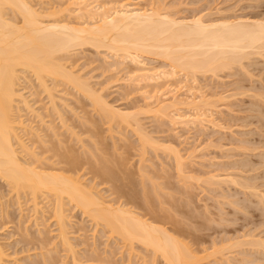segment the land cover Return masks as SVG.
<instances>
[{
	"label": "rangeland",
	"instance_id": "374dc122",
	"mask_svg": "<svg viewBox=\"0 0 264 264\" xmlns=\"http://www.w3.org/2000/svg\"><path fill=\"white\" fill-rule=\"evenodd\" d=\"M78 1L80 2V0H28L26 2H32L29 5L35 10L39 9L38 12L40 11L42 16H46L41 18L44 23L50 22L52 19V22L56 20L60 23L77 24L81 19H76L78 17L76 15ZM101 2L109 3V6L134 2L133 4H136L138 8L155 11L162 15L165 13L177 20L189 21L194 17H202L203 21L210 23L228 18V20H232L233 17L234 19L237 17L264 19V0L97 1V3ZM110 2L114 3L110 4ZM8 10L10 9L6 11L7 16L13 17L12 12ZM14 21L16 20L14 19ZM16 22H19L18 25L21 23L19 16ZM72 47L67 50L68 52L66 51L67 54L65 52L56 54V60L60 58V63H65L66 71L72 72L73 70V75H71L75 79L79 77L78 80L76 79L77 82L81 81L88 85V88L84 85L83 88H87L85 91L80 89L85 93L91 90L87 96L84 95V92L79 91V86L74 83L68 84L67 80H63V82L58 78L53 80V78L45 77L44 80L47 83L45 86L47 88L49 86L48 89H45L38 84L33 73L29 70H19L18 68L19 73L16 72L20 80L16 79L17 89L16 87L15 89L18 95L22 94L23 100L20 96L15 97L13 102L15 108L11 115L13 120L16 119L18 122L21 119L22 124L24 123L23 125L26 127L22 128L23 130L21 127L16 128L19 131L18 136H21L20 142H24L26 147L20 148L19 140H13V143L18 142L14 143L18 155L20 153L18 148L23 152L18 156L19 159L22 157L25 161H31L32 165L37 163V167L40 165L41 167L43 165L47 168L52 167L58 173L57 168L60 170L62 165H65L60 162L64 161L63 157L65 154L68 155L69 151L79 161L78 168L75 166L76 170H72V172L64 170V173L63 170H60L59 173L63 172L65 176L79 178L86 188L94 187L92 189V192L96 191V193L93 192L94 195L99 194V197L102 196L101 201L105 200L106 203L112 202L113 207L115 204L125 201L124 197L117 195L123 184V187L126 186L124 190L129 188L126 191L138 193L139 196L136 195L138 199L134 200L139 202H136L137 210L132 203L128 204L127 209L133 208L132 211L138 212L139 215L145 211L146 208L142 209L144 205H147L144 204L146 199L144 200L143 195H140L144 194L142 189L150 191L148 193H150L149 196L152 195V200L150 199V203H148L150 205L153 203L155 208H158V204L164 208V213L161 212V218L164 215L163 218L167 220L164 221V223L166 222L164 227L171 230L180 225L181 232H188V235L187 232L174 231L173 234L187 244L193 252L195 251L194 254L205 258V261L202 259L200 264H264V246L258 244V238L264 241L263 201L260 200L261 203L259 198L253 197L255 196L253 190H245L239 185V183L244 184L245 182L258 188L255 189L258 193H264V56L251 54L247 58L239 60L240 62L235 60L238 63L234 62V65L230 63V61L233 63L234 60H228L229 63L226 65L230 64V66H227V69H222L223 66H220V69L217 66L219 69L207 72L197 71L196 75H189L190 77L184 72L178 71L173 78H167L168 80L161 78L159 81L149 84H147L148 82H139L140 79L135 77L139 80L137 84L132 82L134 78L129 80L128 78L131 74L134 75L132 71L135 72L137 68L141 67V63L142 68L144 65L147 66H144L145 69L167 70L169 69L168 59H163L156 53L155 55L151 54L152 51L144 52L145 54L136 52L140 54L138 60L141 62L136 64L130 63L129 60L124 61L121 58L122 51L114 55L115 52L109 51L108 48L105 49V46H96L99 47L96 48L94 45L86 44ZM153 49L148 48V50ZM131 50L134 51L133 48ZM132 75L131 77H134ZM145 84L148 88L145 87ZM90 92L99 97L92 96ZM163 96L166 100L162 99ZM92 97L95 98L92 99ZM100 97L101 99H98ZM95 99L101 102L95 101L94 103ZM24 102H27V105L34 110L25 107ZM168 102H173L175 105L168 106V109L163 110L164 106L162 107L161 104L167 105ZM52 103L53 107H51ZM105 104L109 106L108 111L116 108L119 113L129 114L130 117H127L130 118L127 119L129 122H123V120L119 122L111 116L110 120L106 114V107L104 106L103 110L100 109V105ZM198 104L202 106L197 108ZM108 113L110 115V112ZM194 114L196 117L198 114L200 115L198 120L202 123L196 121L197 118L195 119ZM179 116L185 121L188 118L189 120L185 123ZM170 117L174 119L172 120ZM178 117L180 120L177 119ZM190 120L196 124L191 123ZM17 124H15L16 127ZM30 127L33 128L31 130L33 132L29 131ZM26 129L29 132L26 131L25 134L24 130ZM138 136L146 137L147 140L144 141L145 138L140 139ZM173 149L178 151L175 154L179 153V157L182 156V159L179 158L180 162L176 161L178 157L174 156L176 151ZM38 160L39 162H37ZM178 162L179 167H177ZM102 167L103 170L113 173H111L113 181L109 179L111 174L105 177L107 172H102ZM42 168L46 171L49 170L44 166ZM177 168H180L181 171ZM96 169L99 170L96 172ZM115 174V177H119L116 178L118 183L114 180ZM210 176H216V178L211 180ZM226 177L230 178L226 180ZM231 179L238 184L232 182ZM213 181L219 185L210 184ZM119 183L122 184L119 185ZM10 186L12 185L8 186L7 182L5 183L0 178V247L4 251V264H164L161 259H152V254L144 251L143 246L140 248L139 244L137 247V243L134 244L137 250L134 248L135 251L132 250L134 254L132 256L130 254L128 257L129 248L124 246V243L122 245L119 238H113L115 234L107 232L104 227H101L102 224L99 223V226L95 224L96 221L90 220L87 213H85L86 215L81 213L82 210H78L73 203H68L66 199L65 203H68L65 204L66 206L64 205L67 209L65 214L68 217L65 220L66 234L71 243L70 249L72 247L74 253H72V249L69 252L67 247H63L61 239L58 237V224L56 216H53V201L50 200V197L48 198L51 204L43 199L45 195L38 193V198L35 199L38 202L37 212L34 213L30 192L18 190L19 204L18 198L15 197L16 193ZM154 190L158 194H155ZM141 199L145 202L140 201ZM141 202L144 204L143 207H141ZM150 208L146 210L145 214L143 213L144 218L152 217L149 214ZM174 221L176 222L174 223ZM171 225L172 228H170ZM181 225L185 226V229ZM250 238L258 243H252L253 246L245 245L244 243ZM240 240L245 242L242 243ZM251 240L246 243L252 242ZM214 251L216 252L211 255V252ZM208 253L209 256L206 255ZM72 259L77 260H74L76 263Z\"/></svg>",
	"mask_w": 264,
	"mask_h": 264
},
{
	"label": "bare ground",
	"instance_id": "6f19581e",
	"mask_svg": "<svg viewBox=\"0 0 264 264\" xmlns=\"http://www.w3.org/2000/svg\"><path fill=\"white\" fill-rule=\"evenodd\" d=\"M26 1H28V0H26ZM26 1L25 0H0V178L2 180H4L5 183L7 182L8 186L12 185L10 187H12V189L16 193L15 197L18 198L17 199L18 203H19V199H20L19 193H18L19 189H20L19 190L20 192H21V190H23V191L26 190V192H28V191L30 192V194L32 195V200H33V205H34V210H33V211H35L34 213L37 212L36 206L38 205V202H36L35 199L38 198L37 197L38 193H40L41 195H45V196H43L44 197L43 199H45V201L47 200L46 201L47 203L50 202L49 204H51L50 200L53 201L52 202L53 203L52 209L54 211L53 216L54 215L56 216V221H57L56 223L58 224L57 225L58 226V233H59L58 237H60L63 247L64 246L67 247L68 249L67 248L66 249L69 252L72 251V253H74L73 248L71 247L72 250L70 249L71 243L69 242V239H68L67 234H66L67 233L66 232L67 226L65 224V222H66L65 220H67L66 218H68L66 216L67 214H65V212L67 210V209H65V206L70 202V203H73L74 206L78 208V210L79 209L82 210L81 213H84V214L87 213V216L89 218H91L90 220H92V221L94 220V222L96 221L95 224H97L99 226V223H100L103 225V226H101V225L100 226L102 228L104 227L107 230V232L109 231V233H112V235L115 234L113 236V238L114 237L119 238L120 239L119 242L121 244L124 243V246L129 248L128 249L129 250L128 251L129 252L128 257H130V254H131V256H132V254H134V253H132L133 252L132 250H134V248H135L134 244L137 243L136 244L137 247L140 246V248H141V246H143L145 248L144 251H147L148 253L150 252L152 254L151 255V256H153V257H151L152 259H154V260H156L157 258L161 259L164 264H200L201 260L203 259L202 256L199 257V255L194 254L195 251L193 252L191 250V248H188L189 246H187V244L183 243L182 240H179L176 237V235L173 234V231L178 232V233L179 232L185 233L187 231L181 232L179 230L180 225L179 226L176 225L177 223L174 225L178 226V228L177 227L172 228V225H171L170 228H172V229L168 230L167 228L164 227V224L166 223V222L164 223V221H167L165 218H163L164 215H162L163 220L161 218V212L163 211V213H164V208L159 206V204H158V208L159 207H161L160 209L163 208L162 210H160L158 208H155L153 203L151 204L152 206L149 204L150 199L152 200V198H151L152 195L149 196L150 193H148L150 191L142 189V191H144L142 193H144V194H140V195H143L142 196L143 199L144 200L146 199V202H147L146 203L145 201H143V199L140 200V201L145 202L144 204H147V205H144L143 202L140 203V204H142L141 207H143V205H144V208H142V209L146 208L145 211L144 212L142 211V212L145 214L146 210H148V208L151 207L150 208L151 211L149 210V214H151L152 217L150 215L149 216L151 218L147 217L148 216V211H147V216H146L147 218H144L143 213L142 214L140 213V215H139L138 212L135 213L134 210L132 211L133 208L127 209L129 203H132L133 205H135V209H136V207H137L136 202L137 203H139V202L138 201L135 202L134 200L138 199L136 197V195H138V193L126 191L129 188L124 190V188L126 186L123 187L122 183H121L122 185L119 183V185H121L122 187L118 186L121 188H119V193H117V195L119 194V197H124L125 201L124 202L121 201L120 204H117V205L115 204V207H113L114 205L113 206L111 205L112 202L107 201L108 203H106L104 198H103L104 201H101L102 196L99 197L98 196L99 194L98 195L95 194L98 197L94 195L93 192L95 190L92 192V189H94V187L91 188V186L89 185L90 187H87L88 188L87 189L86 185L82 184L81 181H79V178H77V177L73 178V177L68 176V175H67L68 177L65 176V174H63V172L65 173L64 170H67V171L69 170V172L70 171L72 172V170H76L75 166H77V164L79 162V161H77V159L75 157H73L72 154L69 153V151L67 152L69 156L67 154H65L67 159L64 155L65 158L62 156L64 161L60 162L61 164H65L64 166L62 165V168L60 169V170H63L62 173H59L60 170H58V168L56 166L55 167L57 168L58 173L55 172L56 170H53L52 167L47 168V166L43 165L44 167L47 168V170L49 169L48 171H46V169L43 170V168H42L43 166L41 167V165L38 163L40 165V167L42 168V170H41L40 167L36 166L37 163H34L35 165L34 164L32 165L31 161H29V162L25 161V160H23L24 158L22 159V157L19 159L18 156L20 155V153H23V152H21L22 150L20 148H23L22 146H24L25 143L20 142L21 136L20 135H19L20 137L18 136L19 131L16 130V128L21 127V129H22L25 127V125H23L24 123L22 124L23 121L21 122V119L19 120L20 122H18L16 119L13 120V118H12L13 116L11 115V114H13L12 112H14V108H15L13 105V102L15 101V97L20 96V98H22V94L18 95L17 90H16L17 89V87H16L17 80L18 81L20 80L18 78V76H17L18 74H16V72H18L17 71L18 68H19V70L20 69L29 70L31 73H33L38 84L42 85L45 89L47 88V86H45L46 82L44 79H45V77H47V78L49 77V78H53V80L57 79V78L61 79V81L67 80L68 84L74 83V84H76V86H79V91H81V90L85 91L86 87L85 88H83V87L85 85L88 88V85L84 84V82L82 83L81 81H78L81 84L80 85L76 81V79L78 80L79 77L76 79H75V77H72L73 70H72V72L66 71V66L64 65L65 63L64 64L60 63L61 62V61H59L60 58L58 60H56V57H57L56 54H60L59 52H65V54H67V52H68L67 50L72 46L91 44V45H94L95 47L96 46H100V47L105 46L106 47L105 49L108 48L109 51H112L113 53L115 52L114 55H116L117 52L122 51L123 53L121 54L122 55L121 58L124 61L129 60L130 63L131 62H134L136 64L141 63L140 60H138V59H140L139 58L140 54H142L144 52H151V51L153 52L151 54L155 55V53H156V54H159L160 57H162L163 59L164 58H166V60L168 59L167 62H169L168 63L169 69H167V70L164 69V70L157 71V69H156V71H155V69L152 68L154 70L153 71L152 69L149 70L150 68L145 69V67H147V66H145L143 64L145 67L143 66V68H142V63H141V67L137 68V71L135 70L136 68L132 69V70H135L136 73L132 71V73H134V75H132L129 72L134 77H131V75L128 73V76L130 75L129 76L130 78H128V80L131 78L137 79L135 77H138V79H140V81L138 79L136 81H133L134 80L133 79L132 80L133 83L134 82L137 83L138 81L139 82L143 81L142 83L148 82L147 84H149L150 82H155L157 80L159 81V79H161V78L163 80H165V78L166 79L167 78L169 79L171 77L173 78V76H175L176 72H178V71L184 72V74H186L187 76H189V75L192 76L197 71L198 72H200V71L207 72L208 70H210V71L216 70L218 67L220 68V66H223L222 69H224L227 66H230V64L226 65V63L227 64L229 63L228 60H234L233 63H232V61H230L231 65L232 64L234 65L235 64L234 62H236L237 60L239 61L242 58L244 59V57L247 58V56H250L251 54L252 55L257 54V55H260V57H263L264 56V19L263 18L262 19H257V18L256 19H252V18L249 19V18H245V17L244 18L243 17H240V18L237 17L234 19V17H233L232 20H228L229 19L228 18L227 20L225 19V20H221V21H215V22L212 21L210 23H208V22L206 23L205 21H203L202 17L201 18L200 17H196V18L194 17L193 19H190L189 21L184 20V19L177 20V19L173 18V16L171 17L165 13L162 15L160 13H156L155 11L151 12V11H147L146 9L138 8V6H136V4H133L134 2L132 4L128 3V2L126 4V2H124L125 4L123 3V4H119L117 6H115V5L109 6L108 5L109 3L107 4L106 2H105V4L102 2L97 3L98 0H90V2H88V0H80V2L78 1V4L76 3L78 5V6L76 5L78 7V10H76V12L78 11L76 14V15H78V17H76V19L81 18V19H79L80 22H78L77 24H69L66 22L60 23V22H57L56 20H54V22H52V19L50 22L44 23V20L41 18L42 17L45 18L46 16L45 15L42 16L40 11L38 12L39 9L35 10L31 5H29L32 2L29 3ZM112 3H114V2H110V4H112ZM7 9H10L8 11L12 12L13 17H15V16L20 17L21 23L19 25L17 24L19 22H16L17 17L14 18L16 20V21H14V19H13V17H11V15H9L10 17L7 16V13H6ZM47 17H48V15H47ZM86 18H87V20H85ZM96 48H99V47H96ZM131 48H133L134 51H132ZM148 48L149 49L154 48V49L148 50ZM155 48H156V51H155ZM157 49L159 52L157 51ZM136 52H138L140 54H138ZM158 56H155V57H158ZM225 60H226V62H225ZM134 63H133V65H134ZM236 63H238V62H236ZM224 65H225V67H224ZM242 69H243V67H242ZM214 74H215V72H214ZM186 75H185V77H186ZM82 84H83V86H82ZM128 84H129V82H128ZM147 84H145L146 86L144 85L146 88H148ZM71 86H74V85H71ZM15 87H16V89H15ZM48 88H49V86H48ZM75 88H77V87H75ZM45 89H44V91H45ZM84 91H81V92L83 93ZM89 91H91V90H88V92ZM88 92H86V93L84 92L85 93L84 95L87 96ZM47 94H48V92H47ZM91 95L92 96L94 95L93 92L91 93ZM95 97H92V99ZM97 97H99V96H97ZM98 99H101V97ZM98 99H95L94 103H95V101L97 103L101 102ZM162 99H165V97ZM22 100H23V98H22ZM163 102H164V100H163ZM53 103H52L51 107H53ZM94 103H93V105H94ZM161 103H159V104H161ZM165 103H166V101H165ZM171 103L168 102L167 105H162L163 104L162 103L161 106L162 107L164 106L163 110H165L166 108L168 109L169 108L168 106L172 107L175 105V103H173V102H171ZM186 103L188 104L187 101H186ZM186 103H184V104H186ZM191 103H193V102H191ZM205 103H206V101H205ZM100 104H102V103H100ZM24 105L28 109L31 107V106L29 107L27 105V102H24ZM97 105H99V104H97ZM97 105H96V107H97ZM104 106L106 107V110L109 107L106 104L100 105V109L103 110L102 108ZM199 106H202V105L198 104L197 108H199ZM160 107H157V108H160ZM54 108L58 109L56 107H54ZM30 109H33V108H30ZM33 110H31V111H33ZM106 110L104 109V114H105ZM196 110H198V109H196ZM118 111L119 110H116V108H115V110H112V109H111V111L107 110L106 114H108L109 118L111 116V118H114L117 121L119 120V122L121 120H123V122H129L127 120V119H130V118H127L129 116V114H125L122 112L119 113ZM157 111H158V109H157ZM108 112H110V115ZM196 112H198V111H196ZM201 113H203V112H201ZM165 116H167V115H165ZM180 116H181V114H180ZM194 116H195V119L197 118L196 119V121H197L200 115L198 114V117H196V115L194 114ZM202 116H203V114H202ZM204 116H206V115H204ZM171 117H173V116L171 115ZM179 117L177 119H179ZM185 117H186V115H185ZM201 117H200V119H201ZM111 118H110V120H111ZM171 119L173 120L174 118H171ZM180 119H181V117H180ZM182 119L184 120V118H182ZM125 120H127V121H125ZM175 120H176V118H175ZM188 120H189V118H188ZM188 120H186V121L184 120L185 123H187ZM201 120H203V119H201ZM14 121H17L16 122V123H18L17 127L15 126L16 123ZM173 122H175V121H173ZM190 122H191V120H190ZM199 122L202 123V121H199ZM185 123H184V125H185ZM194 124H196V122ZM32 129L33 128L30 127V130L29 129L28 130L31 131ZM16 131H18V132H16ZM26 131H27V129L24 130L25 134H26ZM29 131H27V132H29ZM31 132H33V131H31ZM25 134H23V135H25ZM31 134H33V133H31ZM138 137H140V136H138ZM144 138H145L144 141H146L147 140L146 137H144ZM144 138L140 137V139H144ZM15 139L16 140L18 139L19 144L21 145V147L19 146L20 148H18V151L20 152L19 155H18V152L16 151L17 149L14 147L15 146L14 143L16 141L13 143V140H15ZM16 143H18V142H16ZM144 143L146 144V142H144ZM151 146H152V143H151ZM24 147H26V146H24ZM29 147H30V145H29ZM29 147H27V148H29ZM27 148H25V149H27ZM173 151H176V150L173 149ZM177 152L178 151L174 152V156L177 155L178 160L176 159V161H179V158L182 159V156L179 157L180 156V155H178L179 153L175 154ZM27 153H28V151H27ZM32 154H33V152H32ZM34 157H36V155ZM40 158H42V157H40ZM43 160H46V159L43 158ZM60 160H62V158H60ZM37 162H39V160ZM51 162L54 163L53 161H51ZM179 162H178V164L176 163L177 167L180 166ZM46 163H48V162H46ZM52 163H50V164H52ZM102 165H103V163H102ZM77 168H78V166H77ZM99 169H101V167H99ZM99 169H96L95 171L97 172V170H99ZM109 169H110V167H109ZM177 169H179V171H181L180 168H177ZM102 170H103V167H102ZM113 170H115V169H113ZM104 171H106V170H103L102 172H104ZM98 172H100V171H98ZM106 172H107V175L105 177H107L108 174L112 173V172L110 173L108 171H106ZM112 174H111V176L109 175L111 177L109 179H112V177H113ZM102 175L104 176L103 173H102ZM115 176H116V174L114 175V178H115L114 180H116V178H117ZM211 177L212 176H210L209 178H211ZM214 178H216V176H213L211 178V180H214ZM229 178L230 177H226V180H228ZM233 179H234V177H233ZM233 179H231V181L238 184ZM130 180L132 181V179H130ZM217 180H219V179H217ZM112 181H113V179H112ZM116 181L118 183V180H116ZM205 181L208 182V180H205ZM231 181H229V182L231 183ZM238 181H239V179H238ZM213 183L217 184V182H215V181H213L210 184L213 185ZM234 183H232V184L236 185ZM217 185H219V184H217ZM220 185H222V184H220ZM239 185L242 186L245 190L251 189L255 193H257V194L253 193V195H255L253 197H257V199L259 198L258 199L259 201L262 200L263 205H264V193H258L256 191L258 188H255L254 185H251V184L249 185L248 183H245V182H244V184L239 183ZM213 188H216V187H213ZM218 188H220V187H218ZM16 190H17V192H16ZM116 190H118V188H116ZM155 190H154V193H155ZM23 191H22V193H23ZM136 191H137V189H136ZM95 193H96V191H95ZM155 194H158V193H155ZM52 196L54 199L52 198ZM48 197H50V200ZM124 198H122V199H124ZM66 199L68 200L67 204L65 203L67 201ZM113 202H114V200H113ZM126 205H127V207H126ZM72 207H73V205H72ZM152 207L155 209L154 211H153ZM156 207H157V205H156ZM262 207H264V206H262ZM156 209H158L157 212H155ZM159 210H160V213H159ZM140 212H141V210H140ZM168 220H170V219L168 218ZM175 222L176 221H174V223ZM180 224H182V223L180 222ZM182 225H181V227H182ZM181 227H180L181 230L183 227H184L183 229H185V226H183L182 228ZM187 230H189V229H187ZM187 235H188V232H187ZM251 238L253 239V237H251ZM251 238H250V240H251ZM192 239H193V237H192ZM246 240H248V239H246ZM250 240H248L246 242H249ZM253 240H256V239L254 238ZM253 240H251L252 242H250V243H246L243 240L242 241L240 240V241L242 243L245 242L244 243L245 245L251 244V246H253L254 244H252V243H255L257 241V240L256 241H253ZM258 242H256V244L258 243L259 245L261 244L262 247L264 246L263 239L258 238ZM39 243H42V241L41 242L39 241ZM138 244H139V246H138ZM256 247L258 248V245ZM1 248L2 247H0V264H4L3 263V260H4L3 259V256H4L3 252L4 251H3V249L1 250ZM215 252L216 251L211 252V255H212V253L214 254ZM206 255L209 256V253ZM73 256H74V254H73ZM73 256H72V258H73ZM143 257H142V259H143ZM72 260H73V262L77 261L75 259H72ZM101 260H102V258H101ZM129 260H130V258H129ZM203 260L205 261V258ZM207 260H209V258ZM152 261H151V263H152ZM209 261H211V260H209ZM101 262H103V261H101Z\"/></svg>",
	"mask_w": 264,
	"mask_h": 264
}]
</instances>
